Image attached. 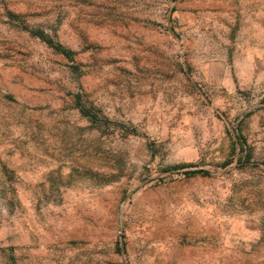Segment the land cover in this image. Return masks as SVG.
I'll return each mask as SVG.
<instances>
[{"label": "rangeland", "instance_id": "obj_1", "mask_svg": "<svg viewBox=\"0 0 264 264\" xmlns=\"http://www.w3.org/2000/svg\"><path fill=\"white\" fill-rule=\"evenodd\" d=\"M194 146L208 175L170 163ZM11 256L264 264V0H0V264Z\"/></svg>", "mask_w": 264, "mask_h": 264}, {"label": "trees", "instance_id": "obj_2", "mask_svg": "<svg viewBox=\"0 0 264 264\" xmlns=\"http://www.w3.org/2000/svg\"><path fill=\"white\" fill-rule=\"evenodd\" d=\"M9 19L14 21L21 29L27 31L28 33H30L33 37H37L39 38L42 42H44L48 47H50L55 53L63 56L64 58L68 59L69 61L73 62L74 61V52L66 47H64L61 43H59L58 41H56L53 38H49L47 36H44L42 34V32H36L34 30H31L30 28H28L27 26L24 25V22L22 21L21 17L16 15V14H9ZM72 71H74V73L80 75L81 74V70L79 69L78 65L72 66L71 67ZM75 98V103L76 106L79 108L80 114L84 117H87L90 121L93 122H97L98 120H101L98 117V115L94 112L93 109H87L84 106H82L81 104V95L80 94H75L74 95ZM104 124H108V121L106 119L103 120ZM123 133L125 135L134 133V130H128V128L123 127ZM195 167L193 164H182L179 166L174 167V169H182V168H193ZM185 175L187 176H191V175H208L209 172L204 171V170H191V171H186L184 172ZM9 264H16L15 263V259L13 256H11L10 259V263Z\"/></svg>", "mask_w": 264, "mask_h": 264}, {"label": "crops", "instance_id": "obj_3", "mask_svg": "<svg viewBox=\"0 0 264 264\" xmlns=\"http://www.w3.org/2000/svg\"><path fill=\"white\" fill-rule=\"evenodd\" d=\"M208 67H209L208 71L210 72L209 78H208V84L210 85V87H212V89H216L217 92H218L217 89L220 88L221 85L228 87L227 86V85H229L228 79H224L222 81L218 78V73L223 69L222 64L214 63ZM228 99H231V98H228ZM208 100H210L211 104L204 106V108L203 107L199 108V110H197V111L199 113L201 111H203L206 115L210 116V113H212L213 110H215L219 107L220 103L222 102V100H224V98H220V97L208 98ZM217 126L218 125L215 126L213 131L217 132V130H218V135H220L221 134L220 129ZM209 149L212 153H215V154L219 153V149H218V146L216 144L212 145ZM205 151H207V150L205 149ZM212 153H210V154H212ZM202 156H203L202 151L197 150L195 146L192 148L174 149L173 154H172V158H171L172 162L170 161V163L172 165L196 164L197 162H199L200 159H202L201 158ZM168 161H169V159H168Z\"/></svg>", "mask_w": 264, "mask_h": 264}, {"label": "built area", "instance_id": "obj_4", "mask_svg": "<svg viewBox=\"0 0 264 264\" xmlns=\"http://www.w3.org/2000/svg\"><path fill=\"white\" fill-rule=\"evenodd\" d=\"M192 168H183V169H181V171L180 172H186V171H189V170H191Z\"/></svg>", "mask_w": 264, "mask_h": 264}]
</instances>
